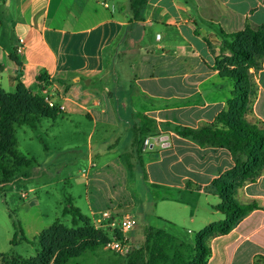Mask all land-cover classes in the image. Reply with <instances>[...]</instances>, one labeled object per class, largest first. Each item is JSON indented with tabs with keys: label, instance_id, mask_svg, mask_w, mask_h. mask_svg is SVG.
Masks as SVG:
<instances>
[{
	"label": "crops",
	"instance_id": "1",
	"mask_svg": "<svg viewBox=\"0 0 264 264\" xmlns=\"http://www.w3.org/2000/svg\"><path fill=\"white\" fill-rule=\"evenodd\" d=\"M130 2L0 0V90L14 95L22 85L40 99L53 93L58 106H65L35 129L15 128V150L20 158V134L33 140L30 134L43 124L59 126L49 136L55 149L72 136L82 141L74 162L86 164L78 178L93 219L108 210L118 218L132 214L137 230L136 214L124 211L139 206L143 228L164 231L180 207L188 206L182 205L183 194H197L204 209L198 207L190 219L202 232L225 219L211 222L205 214L222 204L210 186L235 168V160L224 148L198 145L178 132L213 124L227 110L236 83L222 77L217 66L222 33L264 26V0H146L138 11ZM250 73L258 90L249 118L264 129V63ZM146 119L155 121L159 132L147 136L139 155L135 131ZM45 151L48 160L54 157L48 146ZM27 158L9 178L14 173L27 180L33 160L30 180L45 176L55 183L56 171ZM57 171L63 175L60 183L73 187L76 177L68 164L60 161ZM137 189L141 198L134 195ZM212 199L219 203L212 206ZM233 200L258 208L227 235L209 240L206 264H264V172L235 189Z\"/></svg>",
	"mask_w": 264,
	"mask_h": 264
},
{
	"label": "rangeland",
	"instance_id": "2",
	"mask_svg": "<svg viewBox=\"0 0 264 264\" xmlns=\"http://www.w3.org/2000/svg\"><path fill=\"white\" fill-rule=\"evenodd\" d=\"M253 50L258 51L260 47H253ZM221 57L225 58L229 67L236 66L235 56L230 51L223 49L222 44ZM1 102L3 100L0 96ZM20 115L16 113L15 117L21 118ZM248 120L251 119L248 118ZM10 121L8 120V123H11ZM45 121L43 120V123L49 122ZM58 130H60L59 126L47 129L46 124H43L42 128L30 134V138L33 140L20 134L18 146L20 158H14L10 154L4 160V164L13 170L21 165H26L28 163L26 157L28 160L33 157L37 164L45 165L56 173L54 174L55 183H52L51 179L47 181L45 176H41L39 181L30 180L35 167L33 160L31 163L29 162L31 165L27 170V177H29L27 180L14 173L9 180H5L0 172V264H11L13 261H17L18 264H125L123 258L117 256L107 247V243L112 237L111 224L105 223L99 226L87 209L84 194L86 186H84L83 180L78 178L79 170H83L86 164L74 162L77 149L82 148V141L74 139L72 136L70 137L72 139L65 140L64 148L59 150L56 147L55 149V143L49 136L55 135ZM46 146L50 148V155L54 154V157L49 160L45 151ZM56 160L67 163L76 177L75 182L72 183L73 187L70 189L66 187L65 183L59 181L63 175L57 171L59 162ZM51 164L54 166L49 167ZM134 185L133 182L130 183L131 191ZM35 187H38V191L31 192L30 189ZM139 188L142 190L141 187ZM119 189L120 187L117 185L113 190L118 191ZM134 195L136 198H141L140 190L134 191ZM96 196L92 195V199H95ZM73 198L76 206L80 207L84 214L73 210L79 209L74 205ZM215 199H212L210 203L212 206L219 203ZM181 202L182 205L187 203L188 206H181L174 220L171 221V225H167L163 229L172 237L158 234L151 238V242L163 250L170 259L177 256L194 261L196 259L195 237L203 227L193 224L190 218L198 207H200V212L203 211L204 203L197 194L194 196H184L183 194ZM140 209L137 206L135 209L124 211L136 214L140 221L138 229H133L129 233L131 238L137 240L136 245H143L146 241L145 229L141 225L144 224V220L141 217ZM205 215L211 222L224 219V215L215 210H211ZM121 217L123 216L119 218ZM20 226L31 243L21 240L20 234L17 235L18 239L14 243L12 242L17 232L20 233L18 230ZM60 251L68 257L57 261ZM160 264L171 263L161 262Z\"/></svg>",
	"mask_w": 264,
	"mask_h": 264
},
{
	"label": "trees",
	"instance_id": "3",
	"mask_svg": "<svg viewBox=\"0 0 264 264\" xmlns=\"http://www.w3.org/2000/svg\"><path fill=\"white\" fill-rule=\"evenodd\" d=\"M145 3L146 0H131L130 5L133 11H138L143 9ZM222 45L223 49L230 51L236 58V66L231 67L225 58L217 59L221 76L232 79L236 83L232 97L228 101V108L213 124L198 129L181 127L178 134L201 146L224 148L233 156L235 168L225 177L215 180L210 186V189L222 200L217 210L225 216V219L211 224L196 235L194 261L177 256L170 259L163 250L152 244L151 238L158 234L166 237L171 235L149 227L145 229V243L136 245L131 254L123 258L125 264H160L161 262L206 264L210 256L209 240L215 236L227 235L251 211L258 208L255 204L247 206L236 204L233 193L235 189L246 183L254 182L264 172V129L259 122L248 120L252 116V104L258 90L250 70L259 71L264 63V26L259 27L257 31L248 29L234 35L222 33ZM257 46L260 50H253V47ZM38 80L41 81V78ZM0 96L3 100L0 103L2 106L0 108V172L5 180H8L11 171L4 164V160L10 154L14 158L18 157L15 150L17 146L15 128L26 126L35 129L42 118L51 117L52 112L57 109H50L44 103V99L34 96L22 85L18 87L14 95L0 90ZM5 107L7 109H4ZM16 113L21 114L22 117L16 118ZM8 120H11V123H8ZM146 120L143 128L135 131L136 152L139 155L143 152L147 136L159 132L155 121ZM73 210L81 213L79 209ZM18 230L20 233L17 232L12 242L14 243L18 239L17 235L20 234L21 240L31 243L21 226ZM61 252L57 261L68 257ZM11 264H18V262L13 261Z\"/></svg>",
	"mask_w": 264,
	"mask_h": 264
},
{
	"label": "built area",
	"instance_id": "4",
	"mask_svg": "<svg viewBox=\"0 0 264 264\" xmlns=\"http://www.w3.org/2000/svg\"><path fill=\"white\" fill-rule=\"evenodd\" d=\"M161 36L158 35L157 39L160 40ZM20 43H23V40H20ZM22 51V47L17 48V53ZM44 103L50 109H56L59 107L60 110H64V105L57 104V100L53 93L45 92L44 93ZM96 224L99 226L103 224H111L112 237L107 243L108 249L121 258L128 257L133 251L135 244L129 233L131 230L135 229L138 225L136 218L132 214H126L121 218L114 217L111 211H103L99 214L98 217L94 219Z\"/></svg>",
	"mask_w": 264,
	"mask_h": 264
}]
</instances>
